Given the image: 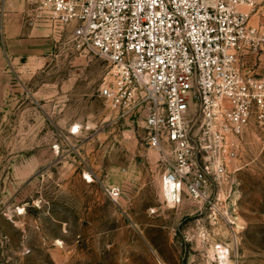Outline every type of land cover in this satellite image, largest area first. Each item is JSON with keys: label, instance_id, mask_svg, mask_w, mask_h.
Wrapping results in <instances>:
<instances>
[{"label": "rangeland", "instance_id": "374dc122", "mask_svg": "<svg viewBox=\"0 0 264 264\" xmlns=\"http://www.w3.org/2000/svg\"><path fill=\"white\" fill-rule=\"evenodd\" d=\"M27 13L0 0V264H216L217 244L226 264H264V125L244 128L234 211L169 207L141 120L114 121L98 95L106 62Z\"/></svg>", "mask_w": 264, "mask_h": 264}, {"label": "built area", "instance_id": "2783aa9c", "mask_svg": "<svg viewBox=\"0 0 264 264\" xmlns=\"http://www.w3.org/2000/svg\"><path fill=\"white\" fill-rule=\"evenodd\" d=\"M27 1L30 20L67 30L106 62L98 95L114 121L141 120L161 184L172 185L166 205L191 201L213 222L222 207L234 211L244 128L264 125V25L251 23L262 0Z\"/></svg>", "mask_w": 264, "mask_h": 264}, {"label": "bare ground", "instance_id": "6f19581e", "mask_svg": "<svg viewBox=\"0 0 264 264\" xmlns=\"http://www.w3.org/2000/svg\"><path fill=\"white\" fill-rule=\"evenodd\" d=\"M86 174V173H85ZM86 176L90 179V175L86 174ZM162 186V191H163V197L169 202H172V185H164L163 183L161 184ZM24 208H20V212L22 213ZM57 243H60L59 240H57ZM218 255L220 258L224 257V261L228 262V254H229V248L227 245H221L219 248H215L212 253H210V256Z\"/></svg>", "mask_w": 264, "mask_h": 264}, {"label": "crops", "instance_id": "0c3cea01", "mask_svg": "<svg viewBox=\"0 0 264 264\" xmlns=\"http://www.w3.org/2000/svg\"><path fill=\"white\" fill-rule=\"evenodd\" d=\"M27 14H30V13H27ZM32 14V13H31ZM33 18V22H32V24L34 25V24H37V22H35L36 20H35V18L34 17H32ZM39 22V25H43V26H48L49 24L48 23H45V22H41V21H38ZM118 186V185H117ZM122 189V188H121ZM122 193V192H121ZM121 193H120V195H121Z\"/></svg>", "mask_w": 264, "mask_h": 264}]
</instances>
